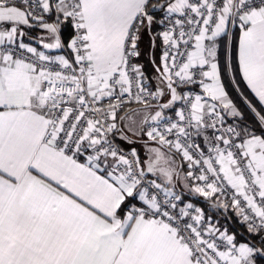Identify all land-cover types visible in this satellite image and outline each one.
Returning <instances> with one entry per match:
<instances>
[{
  "label": "snow or ice",
  "instance_id": "obj_1",
  "mask_svg": "<svg viewBox=\"0 0 264 264\" xmlns=\"http://www.w3.org/2000/svg\"><path fill=\"white\" fill-rule=\"evenodd\" d=\"M222 62L261 134L226 124ZM245 89L264 106V0H0V264H258L264 107Z\"/></svg>",
  "mask_w": 264,
  "mask_h": 264
},
{
  "label": "trees",
  "instance_id": "obj_2",
  "mask_svg": "<svg viewBox=\"0 0 264 264\" xmlns=\"http://www.w3.org/2000/svg\"><path fill=\"white\" fill-rule=\"evenodd\" d=\"M158 30V28L156 29ZM64 38H70V29L64 30ZM141 48L143 49V55L140 58V62L144 64V70L146 76L149 77V83L151 87H153V82L151 80V74L155 73L152 67V64L149 60V49H150V39L148 35L143 37V41L141 44ZM160 54V47L159 41H157V47L155 50V55L158 60ZM221 80L225 86V90L229 94V98L232 99L233 103L237 107V109L242 113L243 119H229L228 122H234L240 126H247L250 129L256 131L257 134H261V129L258 127V120L255 117V114L251 112L248 108L247 103H245L244 97H242L231 84L230 78L228 74L223 70V62H222V70H221ZM154 88V87H153ZM246 95L249 99L253 100V103L257 107L259 111L262 106L259 105L257 101L254 100L250 91L246 90ZM180 191V190H179ZM184 200H190L194 205L201 208L218 226L222 229L226 228L232 234L237 236V239L241 242L249 241L252 238V234L248 233L247 226L240 222V218L236 216V213L228 208L225 210L224 208L220 207L221 209H217L209 202L213 203L212 201L206 200L204 197H200L197 195L190 194L188 192H183ZM258 264H264V258H258Z\"/></svg>",
  "mask_w": 264,
  "mask_h": 264
},
{
  "label": "crops",
  "instance_id": "obj_3",
  "mask_svg": "<svg viewBox=\"0 0 264 264\" xmlns=\"http://www.w3.org/2000/svg\"><path fill=\"white\" fill-rule=\"evenodd\" d=\"M25 31L28 33V36H26L24 39H25V42L27 43H30L32 44V46H36L38 48H40V45H39V42H38V37L42 35V32L41 30H39L38 28H33V29H25ZM43 50V49H41ZM47 51V50H45ZM48 54H53V55H57V54H60L58 50H52L50 53ZM133 107H136L135 105H133ZM264 107V106H262ZM229 119H232V117L228 116V115H225V120L228 121ZM200 142L202 143V137H198ZM179 157H177V161L179 162ZM178 191L181 189H177ZM184 192H187L186 190H184ZM222 199V198H221ZM192 203L190 200H185V203ZM194 205V204H193ZM195 206V205H194Z\"/></svg>",
  "mask_w": 264,
  "mask_h": 264
},
{
  "label": "built area",
  "instance_id": "obj_4",
  "mask_svg": "<svg viewBox=\"0 0 264 264\" xmlns=\"http://www.w3.org/2000/svg\"><path fill=\"white\" fill-rule=\"evenodd\" d=\"M158 30H160L159 28H158ZM157 30V31H158ZM59 51V53L60 54H63V52L61 51V50H58ZM151 86V85H150ZM196 91L198 92L199 91V89L197 88L196 89ZM167 115H172V113L171 112H168V113H166ZM226 121V120H225ZM226 124H236V123H234V122H228V121H226ZM210 131V130H209ZM196 140H197V142H200V140H199V138L197 137L196 138ZM185 167H186V165H185ZM178 191V190H177ZM222 199H226V198H224V197H222ZM196 207H198V206H196ZM232 209V208H231ZM233 210V209H232ZM234 211V210H233ZM235 212V211H234ZM205 213V212H204ZM205 217L206 218H210L206 213H205ZM212 220V219H211ZM212 222H214V221H212ZM215 223V222H214ZM223 230V229H222Z\"/></svg>",
  "mask_w": 264,
  "mask_h": 264
},
{
  "label": "rangeland",
  "instance_id": "obj_5",
  "mask_svg": "<svg viewBox=\"0 0 264 264\" xmlns=\"http://www.w3.org/2000/svg\"><path fill=\"white\" fill-rule=\"evenodd\" d=\"M155 76V73H152L151 74V80H152V82H153V87H155V84H156V81H155V79L153 78ZM195 207H196V205H195ZM231 209V208H230Z\"/></svg>",
  "mask_w": 264,
  "mask_h": 264
},
{
  "label": "water",
  "instance_id": "obj_6",
  "mask_svg": "<svg viewBox=\"0 0 264 264\" xmlns=\"http://www.w3.org/2000/svg\"><path fill=\"white\" fill-rule=\"evenodd\" d=\"M211 205H213V203L209 202ZM217 209H221L220 207H216Z\"/></svg>",
  "mask_w": 264,
  "mask_h": 264
}]
</instances>
